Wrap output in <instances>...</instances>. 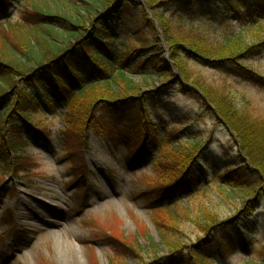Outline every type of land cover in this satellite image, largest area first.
<instances>
[{
	"label": "rangeland",
	"instance_id": "374dc122",
	"mask_svg": "<svg viewBox=\"0 0 264 264\" xmlns=\"http://www.w3.org/2000/svg\"><path fill=\"white\" fill-rule=\"evenodd\" d=\"M187 1L178 4L181 8L166 5L154 10L144 0H136L154 24L162 52L157 61H147L144 66L149 74L134 70L126 75L145 95L156 134L164 141L162 148L169 146L189 154L194 145L199 144L193 170L203 177L204 183L190 197L179 198L169 216L163 210L154 212L161 205L149 202L150 195L145 194L155 183L152 166L158 155L138 165L129 160L126 148L119 143L125 134L124 127L133 117L104 120L102 125L109 134L106 137L93 132L88 135L87 147L82 151L88 179L79 178L78 172L71 171L65 154L60 152L61 134L66 129L62 118L65 110L50 116L45 111V100L40 97L39 90L43 86H34L31 95L39 107L34 109L36 114L32 117L44 132L39 139H32L19 155L24 158L27 172L21 173L20 181H15L0 162V177L8 182L7 191L0 195V264H165L168 251L154 247L160 240L158 225L168 226L171 236L178 238L184 248H189L199 239L207 238L199 226L204 227L210 222L208 219L229 227L236 224L239 238L244 241L238 242L221 264H244L246 258L264 262V181L254 184L258 181L252 172L254 169L242 164L235 137L218 123L214 114L205 112L194 101L190 84L203 81L223 90L239 110L261 120H264V86L234 76L231 70H217L185 59L184 44H179L174 51L180 58L183 74L189 78L187 92H180L178 80L185 83L182 72L172 64V48L164 40L157 16L163 17L172 36L185 37L191 33L212 44L222 41L225 35H240L247 41L253 35L262 41L264 22L259 35L249 34L244 27L250 22L253 3H244L245 8L236 13L228 2L221 6L218 0H207L209 7H188ZM32 7L52 15L65 14L82 24L84 33L103 12L99 4L91 0H10L6 10L0 11V37L10 36L9 25H17L33 36L48 40L34 21L29 23V17L23 23V12L30 13ZM124 21L121 37L132 47L130 36L134 26L126 23L128 18ZM142 31L138 32L143 34L138 39L150 41L153 47L154 34L150 29ZM52 33L54 46L65 43L66 36L57 28ZM151 49L141 56L151 58ZM25 58L21 61L32 63L30 56ZM235 62L264 79V45L260 55ZM165 64L170 68H161ZM234 68L237 69L235 64ZM162 72L165 75H158ZM25 85L17 79L15 87ZM3 90L12 95L10 101H13L16 90ZM162 91L166 94L161 95ZM86 99L87 96H82L79 103L84 104ZM5 120L0 119V125L3 126ZM243 165L248 167L243 183L250 189L238 190L223 184L221 177L225 172ZM170 217L173 222H168ZM248 222L256 225L255 234L246 230ZM102 235L132 243L138 253L118 256L106 245ZM241 244L248 248L243 250Z\"/></svg>",
	"mask_w": 264,
	"mask_h": 264
},
{
	"label": "trees",
	"instance_id": "16d2710c",
	"mask_svg": "<svg viewBox=\"0 0 264 264\" xmlns=\"http://www.w3.org/2000/svg\"><path fill=\"white\" fill-rule=\"evenodd\" d=\"M9 1L0 0V11L6 10ZM91 1L98 3L103 12L97 15L85 33L82 24H77L65 14L52 15L43 9L32 7L29 8L30 13L23 12V23L29 17V23L34 21L48 40L33 36L17 25H9L12 39L10 36L0 37V119H6L4 125H0V162L4 165L3 170H6L15 181H20L21 173L27 172L24 158L19 155L31 144L32 139H39L38 137H42L41 134L44 132L34 123L32 117L36 114L33 112L34 109L37 110L39 105L34 101L31 90L34 86H43L39 92L40 97L45 100V111L52 116L61 109L65 110L62 118L66 129L65 133L61 134L60 152L65 154L71 171L78 172L79 178L88 179L82 158V151L87 147L88 135L93 132L106 137L109 134L102 125L104 120L133 117V121L124 127L125 134L123 139L120 138L119 143L126 148L131 156L130 159L138 164L158 155L152 166L156 180L145 195H150L147 199L149 202L161 205L154 212L163 210L164 214L169 216L172 208L178 204L179 198L190 197L203 184L202 176L197 175L193 170V162L198 158L196 152L199 144L196 143L189 154H182L178 150L170 149L169 146L162 148L164 141L156 134L145 95L126 75L134 70L143 75L149 74L144 66L147 61H157L162 52L158 36L155 35L154 24L138 7V2L136 0ZM183 1L144 0L146 5L154 10L166 5V7L181 8L178 4ZM218 1L219 5L230 3L236 13H240L245 8L244 3H253L254 7L249 11L250 22L244 28L249 34H260L261 24L264 22V0ZM187 2L188 7L210 6L207 0ZM126 18L129 19L126 23L134 26L130 36L132 47L127 46L126 40L121 37L122 24ZM157 20L165 42L170 49L172 48L170 52L172 64L182 72L185 83L178 80L180 92H187L189 78L183 74L180 58L174 51L179 44H184L185 59L194 60L217 70H231L234 76L251 84L264 86L263 78L235 62L261 54L264 40L257 39L258 36L255 38L252 35L251 41H247L240 35H225L222 41L212 44L191 33L185 37H174L170 34L163 17L157 16ZM56 28L66 36L63 45H53L52 31ZM145 28L150 29L151 34H154L153 47L150 41L138 39L143 36L138 32L145 31ZM259 42L260 45L257 46ZM150 48H152V57L144 59L142 53L148 52ZM20 56L21 58L30 56L32 63L21 61V58H18ZM234 64L237 69L234 68ZM161 68L169 69L170 66L165 64ZM158 75L165 74L162 72ZM16 78L24 81L26 85L21 88L15 87ZM190 85L194 91L192 98L201 109L214 114L218 123L233 134L242 164H248L247 166L254 169L252 172L258 179L254 184H260L259 181H264V120L253 117L245 110H239L233 99L223 90L213 88L203 81H194ZM3 88L16 90L13 101H10L12 95ZM161 93V95L166 94L165 91ZM84 95L87 96L86 102L80 104L79 99ZM247 168L243 165L225 172L221 177L223 184L238 190L250 189L243 183L246 177L244 171L246 172ZM7 184L8 182L0 177V195L7 191ZM207 215L208 213L205 214ZM208 220L210 222L204 227L199 226L207 238L199 239L197 244L189 248H184L178 238L171 236L168 226L158 225L160 240L154 244V247L156 249L163 247L168 251L169 255L164 259L165 264H216L214 261L216 258L224 259L235 249L238 242H244L239 238L236 224L233 223V227H229L218 220ZM173 221V217L168 218V222ZM245 226L249 233L255 234L254 223L248 222ZM102 236L106 245L118 256L138 253L132 243L121 238L117 241L115 236ZM241 248L246 250L248 247L241 244ZM244 264H264V262L258 263L253 259H246Z\"/></svg>",
	"mask_w": 264,
	"mask_h": 264
},
{
	"label": "bare ground",
	"instance_id": "6f19581e",
	"mask_svg": "<svg viewBox=\"0 0 264 264\" xmlns=\"http://www.w3.org/2000/svg\"><path fill=\"white\" fill-rule=\"evenodd\" d=\"M64 264V263H63Z\"/></svg>",
	"mask_w": 264,
	"mask_h": 264
}]
</instances>
